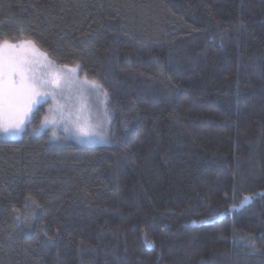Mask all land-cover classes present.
<instances>
[{
	"label": "trees",
	"instance_id": "16d2710c",
	"mask_svg": "<svg viewBox=\"0 0 264 264\" xmlns=\"http://www.w3.org/2000/svg\"><path fill=\"white\" fill-rule=\"evenodd\" d=\"M3 42L100 85L110 144L0 140V264H264V0H0Z\"/></svg>",
	"mask_w": 264,
	"mask_h": 264
},
{
	"label": "rangeland",
	"instance_id": "374dc122",
	"mask_svg": "<svg viewBox=\"0 0 264 264\" xmlns=\"http://www.w3.org/2000/svg\"><path fill=\"white\" fill-rule=\"evenodd\" d=\"M4 55L25 61L30 74L38 78L59 77L60 86L50 89L55 98L46 96L38 106H44V115L35 133L48 131L50 140L57 143L71 140L82 145L110 144L109 120L105 111L107 96L101 88H94L91 81L80 77L77 69L73 71L75 68L56 65L37 49L15 45L5 48ZM35 111L30 113L31 119ZM27 124L26 121L23 131ZM80 129L92 135H84ZM23 131L16 136L0 134V140H17ZM95 134L104 137L105 142H100Z\"/></svg>",
	"mask_w": 264,
	"mask_h": 264
},
{
	"label": "snow or ice",
	"instance_id": "6c2138e0",
	"mask_svg": "<svg viewBox=\"0 0 264 264\" xmlns=\"http://www.w3.org/2000/svg\"><path fill=\"white\" fill-rule=\"evenodd\" d=\"M12 47L15 46L7 42L0 43V134L7 136L19 135L25 127V122L31 123L30 113L38 109L45 97L51 95L55 98L50 89L60 86L58 76L52 79L38 78L30 74L25 61L5 56L4 49ZM90 83L94 88H100L94 81ZM80 131L84 135H92L83 129ZM95 135L100 142H105L104 137ZM244 200L250 202L251 197H245Z\"/></svg>",
	"mask_w": 264,
	"mask_h": 264
}]
</instances>
